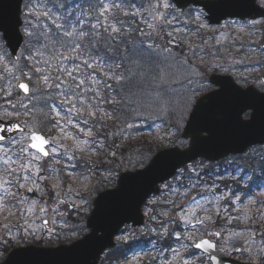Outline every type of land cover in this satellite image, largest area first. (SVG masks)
<instances>
[{
    "label": "snow or ice",
    "instance_id": "6c2138e0",
    "mask_svg": "<svg viewBox=\"0 0 264 264\" xmlns=\"http://www.w3.org/2000/svg\"><path fill=\"white\" fill-rule=\"evenodd\" d=\"M98 260L264 264V0H0V264Z\"/></svg>",
    "mask_w": 264,
    "mask_h": 264
},
{
    "label": "rangeland",
    "instance_id": "374dc122",
    "mask_svg": "<svg viewBox=\"0 0 264 264\" xmlns=\"http://www.w3.org/2000/svg\"><path fill=\"white\" fill-rule=\"evenodd\" d=\"M143 133H144V138H145V142H147V143H150V144H154V145H157L156 143H154L153 141H152V135L154 134L150 129H148L147 127H145L144 129H143ZM139 141H133V143H138ZM145 148H147L145 145H143V151H146V149ZM147 152V151H146ZM99 187H100V189L102 190L103 188H104V186L103 185H99ZM259 190H254V193H256V192H258ZM146 219V218H145ZM54 243V245H56V243H57V241H54L53 242ZM22 246V245H21Z\"/></svg>",
    "mask_w": 264,
    "mask_h": 264
},
{
    "label": "trees",
    "instance_id": "16d2710c",
    "mask_svg": "<svg viewBox=\"0 0 264 264\" xmlns=\"http://www.w3.org/2000/svg\"><path fill=\"white\" fill-rule=\"evenodd\" d=\"M144 140H145V138H144ZM139 143H140V142H138V143H133V142H132L133 146H136V145H138ZM143 145H145V146L147 147V148H145L147 152H148L149 149H150L152 153H154L155 151H157V150L163 148L162 146L154 145V144H150V143H147V142H145V141L143 142ZM146 151H145V152H146ZM58 243H67V241H63V240H61V241H58L56 244H58ZM51 245H54V243H52ZM102 259H103V256H102ZM102 259H101V260H102ZM99 264H100V263H99Z\"/></svg>",
    "mask_w": 264,
    "mask_h": 264
},
{
    "label": "water",
    "instance_id": "95a60500",
    "mask_svg": "<svg viewBox=\"0 0 264 264\" xmlns=\"http://www.w3.org/2000/svg\"><path fill=\"white\" fill-rule=\"evenodd\" d=\"M164 150H166L165 148H163V149H161V150H158V151H156L155 153H157V152H160V151H164ZM154 153V154H155ZM103 191V190H102ZM136 220H138V221H140L141 223H143V221H144V217H142L141 215H137L136 216ZM129 223H131V221H129ZM61 245H64V246H66V247H70L71 246V243L70 244H61ZM61 245H58V246H55V247H52V248H56V247H59V246H61ZM23 247V246H22ZM39 247H41V246H39ZM81 259H83V257H81ZM98 262H99V260L97 261V264H98ZM242 264H248V262H242Z\"/></svg>",
    "mask_w": 264,
    "mask_h": 264
}]
</instances>
